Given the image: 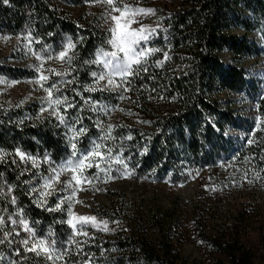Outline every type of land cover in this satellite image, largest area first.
I'll list each match as a JSON object with an SVG mask.
<instances>
[{"label": "trees", "instance_id": "obj_1", "mask_svg": "<svg viewBox=\"0 0 264 264\" xmlns=\"http://www.w3.org/2000/svg\"><path fill=\"white\" fill-rule=\"evenodd\" d=\"M87 1L0 0V33L26 30L59 51L70 41L74 45L71 74L61 89L73 104L62 112L64 123L42 116L36 107H0V203L11 212L21 211L39 235L54 238L68 251L66 264H188L178 250L180 235L173 233L181 228L171 218L155 210L134 219L121 202L113 204L107 217L118 225L126 223L128 229L120 227L111 239L97 236L77 250L74 230L66 223L68 213L37 202L31 186L34 167L16 150L45 165V157L53 163L73 159L70 144L75 142V151L93 149L110 160H123L142 179L170 177L176 182L204 174L213 182L215 194L234 189L242 193L245 182L252 191L264 187V124L246 126L234 107L250 87L245 59L264 56V0H182L162 21L146 59L116 92L90 87L94 69L90 63L110 49L111 33L61 10V5L81 7ZM252 34H259L262 42L252 40ZM90 104L121 115L108 123L107 116L89 110ZM258 111L264 115V98L258 101ZM109 126L111 135L105 138ZM232 131L244 137L237 140ZM248 206L221 237L206 236L207 224L202 228V220L195 216L193 230L206 237L210 252L222 259L220 264L255 260L238 229L257 210V204ZM25 248L16 241L13 252L23 255L18 264H40V254ZM258 264H264V251Z\"/></svg>", "mask_w": 264, "mask_h": 264}, {"label": "rangeland", "instance_id": "obj_2", "mask_svg": "<svg viewBox=\"0 0 264 264\" xmlns=\"http://www.w3.org/2000/svg\"><path fill=\"white\" fill-rule=\"evenodd\" d=\"M182 0H113L109 4L107 0H90L84 6H65L61 5V10L74 18H81L93 22L103 30L111 33L116 24L113 16L120 17V13L126 12L127 15L121 19L125 21L126 31H143L149 35V40L142 43L140 47L146 50L145 55L140 58L141 63L146 59L149 52V44L154 39L156 32L161 27V23L170 13L180 7ZM238 34L243 35V31L238 30ZM259 43L262 42L259 34H252L250 37ZM64 49L66 55L59 58V50L45 46L35 40L26 30L17 34L8 32L0 33V107H36L40 114L46 117H53L59 120L62 112L68 111L73 107L72 102L61 93L64 88L66 78L70 76L71 59L73 47ZM116 49L111 45L110 49L101 51L90 63L93 66L92 72H96L95 77L90 83L92 90L114 91L120 89V84L125 81L130 74L121 76L114 73L109 76V69L103 67L105 57L104 53H111ZM118 57L123 59V53L118 52ZM99 57V59H97ZM228 64L231 59L227 56ZM244 68L247 71V80L250 87L237 98L235 108L240 110L246 126L255 128L264 124V115L258 111V101L264 98V56L258 58L245 59ZM137 66L135 63L131 68ZM132 72V71H131ZM103 75V79L100 76ZM47 77L41 80L40 77ZM66 79V80H65ZM109 79L112 83H109ZM55 84L56 88H52ZM45 89L52 91L51 97ZM60 103L57 104L56 101ZM85 103V102H84ZM125 103V101H124ZM41 108L44 111H41ZM83 110V106L81 110ZM89 110L93 114L100 113L107 116L108 123L117 122L121 112L112 111L107 114L104 106L99 104H90ZM78 111V112H80ZM60 122V120H59ZM78 132V131H77ZM237 140L244 137L243 133L231 132ZM77 137L76 134L73 135ZM96 151L93 149L78 148L75 152L77 156L86 151ZM25 155L23 158L26 163L32 164L35 170V177L31 181L33 194L37 202L41 205H53L61 202V208L75 216L93 217L95 221L76 222L74 230L75 246L79 250L84 244L92 242L95 237L111 239L113 234L120 227H127L126 223L118 225L108 219L114 203L121 202L123 206L130 208L133 212V218L146 217L149 211L159 210L168 218L174 226L180 227L173 233L179 234L180 239L178 250L188 260V264H220V257L213 255L204 238L200 236L199 230H193V221L196 214L202 220V228L206 225V236L221 237L229 225L235 221V216L239 211L250 209L249 204H257V210H254L253 216L246 221L245 226L240 225L242 230L241 241L244 246L255 256L253 264H258V258L264 251V187L251 190V186L245 182L242 193L232 190L227 194H215L213 182L204 178V174L192 176L186 180L171 182L170 177L163 180L142 179L134 174L123 160L115 161L100 156L85 157V163H91V167H86L82 172L76 175L87 177L80 185L72 179L73 172L65 167L61 170L60 165L67 164L68 160L59 163H53L49 160ZM76 160V157H73ZM127 165V169H125ZM55 168L59 172L56 179H52ZM51 181L50 187H45L46 181ZM250 189V190H249ZM251 191V192H250ZM45 195L41 196V193ZM75 192V195L72 193ZM219 196V198H218ZM69 197L71 199L69 200ZM223 197V198H222ZM205 203L207 204L205 208ZM204 205V207H202ZM9 207L0 203V264H18L19 257L23 256L14 253L16 241L29 240L25 247L31 248L32 243L44 239L50 248L49 253L40 252L42 261L40 264H66V251L51 236H42L25 219L21 211H10ZM25 220L28 227L32 229L27 231L20 220ZM130 226V225H129ZM196 228V227H194ZM128 229V227H127ZM55 247H52V242ZM6 242L8 252L6 253ZM12 255H9L10 253ZM224 264H229L224 262Z\"/></svg>", "mask_w": 264, "mask_h": 264}, {"label": "snow or ice", "instance_id": "obj_3", "mask_svg": "<svg viewBox=\"0 0 264 264\" xmlns=\"http://www.w3.org/2000/svg\"><path fill=\"white\" fill-rule=\"evenodd\" d=\"M109 4H112L113 0H107ZM3 3L7 4L8 0H3ZM127 15L126 12H121L120 17L113 16L112 19L115 21L116 27L112 30V40L111 45L116 49V51H112L111 53H104L105 57H108L103 61V67L106 69H109V76L111 77L112 74L118 73L121 76L128 73L131 74L132 68L131 65L135 63L136 65H139L141 63L140 58H142L145 55L146 50L140 47L142 43H146L149 40V35L144 34L143 31H126L125 25L128 23V21H125L124 24L121 23V19ZM66 47H73L71 43H69ZM118 52L123 53V59H120L117 55ZM66 55L65 51L59 52V58H63ZM99 59V57L97 58ZM93 77L97 75L96 72H93L91 74ZM103 75L100 76V79H103ZM41 80L47 79V77L41 76ZM109 83H112V80L109 79ZM52 88H56V85L53 84ZM48 92L49 97L52 95V91L50 89H45ZM57 104L60 103L59 100L56 101ZM41 111H44L43 108H41ZM59 120L61 123H64L63 116H59ZM85 129L81 128L80 132L83 133ZM111 135V126H109V132L106 135L105 138H109ZM130 138V137H129ZM71 149H73L72 156L76 157V160L68 159L67 164L60 165L61 170L65 167L69 168L73 172L72 179L76 182V185H80L83 180H87V177H81L76 175L77 172H82L84 168L91 167V163L86 164L85 163V157H92V156H100L101 153L97 151H86L85 153L80 154V156H77V153L75 152L76 149V143L71 142L70 144ZM98 147V145H96ZM16 155L20 156L22 159L25 157V153L21 152L19 149L16 150ZM29 159H33V157H28ZM47 160L48 158L45 157ZM125 169H127V165H125ZM52 172L54 173V176L52 179H56L59 176V172L53 168ZM51 181L45 182V187H50ZM11 191V189H9ZM45 195V193H41V196ZM72 195H75V192L72 193ZM71 197H69V200ZM13 204H15V200H13ZM55 208L59 209L61 208V202L56 203ZM69 218L67 219L66 223L73 229L76 227V222H89L95 221V218L93 217H86V216H75L71 213L70 205H69ZM20 223L24 225L25 229L29 232L32 231L28 227V223L25 220H20ZM22 243L27 246L29 244V240L25 239L22 241ZM52 247H55V242H52ZM26 251H32L36 253L37 255L40 254V252L49 253L50 248L47 246L44 239H39L38 242L32 243L31 248H25ZM17 253H19V250H17Z\"/></svg>", "mask_w": 264, "mask_h": 264}]
</instances>
